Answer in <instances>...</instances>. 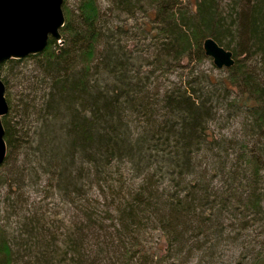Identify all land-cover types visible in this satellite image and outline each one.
Wrapping results in <instances>:
<instances>
[{
    "label": "trees",
    "instance_id": "trees-1",
    "mask_svg": "<svg viewBox=\"0 0 264 264\" xmlns=\"http://www.w3.org/2000/svg\"><path fill=\"white\" fill-rule=\"evenodd\" d=\"M62 10L61 44L0 63V264H264V0ZM205 37L232 51L225 78L197 65ZM225 113L241 135L214 130Z\"/></svg>",
    "mask_w": 264,
    "mask_h": 264
},
{
    "label": "water",
    "instance_id": "water-1",
    "mask_svg": "<svg viewBox=\"0 0 264 264\" xmlns=\"http://www.w3.org/2000/svg\"><path fill=\"white\" fill-rule=\"evenodd\" d=\"M62 3L63 0H0V63L42 52L49 37L59 40V29L65 20ZM202 49L218 69L234 63L232 51L211 37L203 39ZM7 111L5 86L0 75V164L6 152L2 116Z\"/></svg>",
    "mask_w": 264,
    "mask_h": 264
},
{
    "label": "rangeland",
    "instance_id": "rangeland-1",
    "mask_svg": "<svg viewBox=\"0 0 264 264\" xmlns=\"http://www.w3.org/2000/svg\"><path fill=\"white\" fill-rule=\"evenodd\" d=\"M69 2H70V0H69ZM71 2H72V0H71ZM222 7H224V6H222ZM60 40H61V38L59 40H57V42H59V44H61ZM190 65H192V63ZM197 65L199 66L200 70H203V72H205V74H207L209 76V78H211L212 80H214V78H219V77L225 78L228 75L227 72H225V70H224L225 68H221V69L216 68L212 64L211 59L199 60ZM3 67H4V65H3ZM180 72H181L180 68H178L176 66L174 69H171V71L169 70L167 72H163V74L159 76L161 78L160 81L163 82V85L166 83H169V81L173 83L174 80L176 81L178 79V77H176V76L177 75L179 76ZM12 91L16 92V90H12ZM223 113H224V111H223ZM243 119H244L243 115L234 116V115H229V114L227 115L225 113V114L221 115V118L219 120L213 121L212 125L214 127V130H217L219 132H224V134H226L227 136L228 135L232 136L235 133L239 136V135H241V133H243V123H244ZM259 175L261 177L260 182L264 184V172H260ZM214 181H217V178L214 179ZM1 189H2V186H0V220H5V218L3 219L2 217L4 216L5 205H7V204L3 200L4 199V197H3L4 190H1ZM93 195H95V194L93 193ZM36 197H38V196H36ZM96 197L98 199L102 198V197H98V196H96ZM38 200H40L39 197H38ZM42 205L46 209H48V211L51 213V215H50L51 218H53L54 220H57L58 223L59 222L61 223V221H62L64 224H68L69 219H67V218L71 212L67 211V209L64 208V205H62L60 203V201H58L55 197H51L49 195L46 199H44V201L42 202ZM64 214H65V217L63 218ZM258 232H261V230H260V228H258L256 226L255 229L252 230L250 234H251V236H253L254 234L258 235ZM147 238H148V242L145 241V243L147 245H148V243L155 244L158 242L162 247H164L163 246L164 241H162V239L159 238L157 231L156 232L154 231L153 233L148 234ZM151 239L155 240V243H152ZM242 250L243 251L245 250L243 252V255H245L246 254L245 252H247L249 250V246H247L246 248H244ZM242 250L237 249L236 252H233L234 257H236L238 255V251H242ZM231 251H233L232 248H230V252ZM246 256H247V262L246 261H244V262H245V264H250V262L252 260H250V258H248V257H250L249 255H246ZM234 259L235 258H233V260Z\"/></svg>",
    "mask_w": 264,
    "mask_h": 264
}]
</instances>
